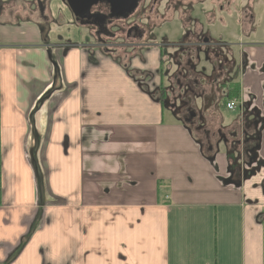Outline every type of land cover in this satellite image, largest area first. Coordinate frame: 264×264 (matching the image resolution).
<instances>
[{
  "label": "crops",
  "instance_id": "1",
  "mask_svg": "<svg viewBox=\"0 0 264 264\" xmlns=\"http://www.w3.org/2000/svg\"><path fill=\"white\" fill-rule=\"evenodd\" d=\"M21 2L0 11V264H264V166L224 183L225 148L207 153L139 71L79 33L58 44ZM240 19L214 29L245 36L224 26ZM242 79L264 91V72Z\"/></svg>",
  "mask_w": 264,
  "mask_h": 264
},
{
  "label": "flooded vegetation",
  "instance_id": "2",
  "mask_svg": "<svg viewBox=\"0 0 264 264\" xmlns=\"http://www.w3.org/2000/svg\"><path fill=\"white\" fill-rule=\"evenodd\" d=\"M42 1L30 4L29 12L47 21L53 13ZM62 1L69 19L85 32L83 44L89 51L132 71L149 63L146 73L156 74L152 81L145 73L140 79L152 85L150 93L166 102L207 153L225 148L233 185L240 187L243 172L249 176L264 166V91L257 94L250 86L244 89L243 79L237 81L250 61L241 52L236 65L231 46L239 41L230 42L212 25L215 7L222 16L232 3L242 11L243 0H99L83 15H75ZM229 99L236 102L233 109L227 107ZM227 110H239V115L226 119Z\"/></svg>",
  "mask_w": 264,
  "mask_h": 264
},
{
  "label": "rangeland",
  "instance_id": "3",
  "mask_svg": "<svg viewBox=\"0 0 264 264\" xmlns=\"http://www.w3.org/2000/svg\"><path fill=\"white\" fill-rule=\"evenodd\" d=\"M16 1L17 0H0V11L2 10V6L4 8L5 5L8 6L10 4H15ZM21 1H23V3L21 2V8H22V6L24 8L25 4L30 5V4H36L37 3V0H21ZM40 1L43 3L42 0H40ZM18 2H20V0ZM18 2L16 4H18ZM45 2H47L48 5H50L51 9L50 8L49 9L52 11L53 17L50 19V20H52L51 22L49 21L50 23L48 22V20L46 21L42 17H39L40 18L39 27H40V30L42 32L46 33L48 31L49 26L53 27V28L55 27L56 29H54V32H53V30L50 29V31L53 33H51V35H48V36H49V38L51 37L52 40L58 41V44H61L62 41H64L65 38L70 36L72 33H73L72 36H75L79 33V35L76 36L75 39H80V40L84 39L85 32L82 30V28L79 29V27L75 25V22L71 21L69 19V16L66 14L67 11L64 7V1H62V0H45ZM214 3L216 5L219 4L217 1H215ZM232 4H230L228 7L227 6L225 7L222 16L218 15L220 12H219L218 8L215 7L216 10H214L215 13L213 15L217 19L216 18L214 19V22L212 23V25L218 26L219 25L218 21H222L223 19L227 20L229 18V16L233 17V18L238 16V19L241 18L242 20L240 19L239 22H235V23L234 22H227L224 25L225 29L227 31H229V29H231V28L234 29L236 27V25H238V26L240 25V28H241V26H243V28H245V29H243V30H245V33H246L245 36L241 35V34H239V35L233 34L234 35V36L232 35L233 39H229L230 42L239 41V44L237 43L236 45L231 46V49H232L231 50V56L233 57L234 61L236 62V65H237L238 63L241 62L240 55L242 52L245 55L244 56L245 60L250 61V64L248 65V69L250 68V69L256 70L257 72H264L262 70V68L264 66V54L262 53L264 51V0H243L241 2L242 9H243L242 11L240 10L241 9L240 5H239V7H237V6L232 5ZM49 9L47 10V13H49ZM5 11H7L6 14H8L10 9H8V10L5 9ZM22 12H25V11L23 10ZM61 13H63L65 16H64V19L61 18V20H60L59 15ZM216 13H218V14H216ZM250 16H253V20L250 19ZM9 18H10V16L7 17V19H9ZM25 18L26 17L23 15L16 16V19H18V20L20 19V21H22V20L24 21ZM27 19H30V18H27ZM60 23H62V24H60ZM20 24H22V23L20 22ZM173 26H175V24H172L171 27H173ZM24 28L16 29V30H14V32L25 31L26 29H24ZM11 31H13V29L11 27H9V32H11ZM261 31L263 32L262 35H261V33H259ZM173 33H174V31H173ZM172 36H173V34L171 33L170 38H172ZM11 41H21V42H18L17 44L22 45V46H27V45H29V44H27V42H32L30 39H27V40L11 39L7 42L12 43ZM4 42L5 41H2V45ZM45 42H47V39ZM71 42H73V41L71 40L68 43L72 44ZM247 49H248V51H247ZM89 53L91 54V51ZM144 61L145 60H143V62ZM260 61H263V62H260ZM148 64L149 63H145V62L142 63L141 62L140 68L142 69V71H139V73L141 74V76H143L144 73L148 74L145 77V79L146 80L150 79L152 81V77H153L155 72L151 71L150 73H146V71H149L148 70ZM251 65H255V69L251 68ZM59 69H60L59 66H58V68L56 67L57 71ZM247 70H244L240 74L237 81L242 80V78L247 73ZM58 73H60V72L58 71ZM154 77L156 78V75ZM145 85L148 86L147 89L150 92V89L153 88L152 85L151 84L150 85L145 84ZM168 111H170L169 108H168ZM224 113H225L224 117H226V119H231V118L239 115V110H234V111H228L227 110L226 112L224 111Z\"/></svg>",
  "mask_w": 264,
  "mask_h": 264
},
{
  "label": "water",
  "instance_id": "4",
  "mask_svg": "<svg viewBox=\"0 0 264 264\" xmlns=\"http://www.w3.org/2000/svg\"><path fill=\"white\" fill-rule=\"evenodd\" d=\"M99 0H67V3L69 5V7L71 8L72 12L75 14V15H83L84 13H88L92 7L93 4H95L96 2H98ZM116 2H119L121 0H115ZM220 149V147H219ZM215 159V156H212L210 158V161H214ZM228 172L230 174V176L226 179V178H221V180L224 182V183H233V184H236V181L233 179V172L230 171V169L228 168ZM245 172L242 173V177H246L245 176ZM239 185L242 184V179H240L238 181Z\"/></svg>",
  "mask_w": 264,
  "mask_h": 264
},
{
  "label": "built area",
  "instance_id": "5",
  "mask_svg": "<svg viewBox=\"0 0 264 264\" xmlns=\"http://www.w3.org/2000/svg\"><path fill=\"white\" fill-rule=\"evenodd\" d=\"M236 106V102L234 99H229L227 101V107L230 108V109H233L234 107Z\"/></svg>",
  "mask_w": 264,
  "mask_h": 264
},
{
  "label": "trees",
  "instance_id": "6",
  "mask_svg": "<svg viewBox=\"0 0 264 264\" xmlns=\"http://www.w3.org/2000/svg\"><path fill=\"white\" fill-rule=\"evenodd\" d=\"M1 196H2V194H1V185H0V202H1Z\"/></svg>",
  "mask_w": 264,
  "mask_h": 264
}]
</instances>
